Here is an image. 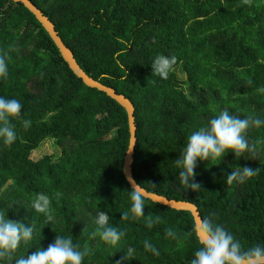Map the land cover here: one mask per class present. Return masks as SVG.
Returning a JSON list of instances; mask_svg holds the SVG:
<instances>
[{
  "label": "trees",
  "instance_id": "16d2710c",
  "mask_svg": "<svg viewBox=\"0 0 264 264\" xmlns=\"http://www.w3.org/2000/svg\"><path fill=\"white\" fill-rule=\"evenodd\" d=\"M30 1L52 21L87 75L134 104L135 181L149 192L195 204L201 218H213L243 248L264 246V125L247 133L250 142L262 141L254 158L229 152L214 166L198 161L196 192L179 184L174 164L188 134L220 110L264 118V92L257 91L264 87V0ZM5 53L8 76L0 79V96L17 99L20 120L30 121L28 128L10 121L16 134L11 145L0 139V213L34 227L13 260L46 248L55 235H71L75 245L89 249L82 264H189L200 246L190 212L142 197L144 216L120 219L131 203L123 174L130 137L125 109L73 73L22 3L0 0ZM157 54L175 57L166 79L151 73ZM47 139L60 148L58 159H32ZM236 165L261 171L243 184H225ZM37 193L48 196L52 222L32 208ZM97 210L124 230L116 245L95 234ZM166 228L174 229L175 239L165 236ZM145 239L158 255L145 250ZM129 247L133 253L126 258Z\"/></svg>",
  "mask_w": 264,
  "mask_h": 264
},
{
  "label": "clouds",
  "instance_id": "9594fccd",
  "mask_svg": "<svg viewBox=\"0 0 264 264\" xmlns=\"http://www.w3.org/2000/svg\"><path fill=\"white\" fill-rule=\"evenodd\" d=\"M6 53L0 54V79H7L8 67L5 62ZM175 64L174 56L157 54L151 64V73L161 79L168 77L169 71ZM264 92V87L257 89ZM21 103L15 98L0 96V139L6 145H11L16 139V134L11 120H20ZM24 128L30 126L28 119L20 120ZM264 125V118L249 114L240 118L230 114L228 110H220L217 114L190 132L186 142L174 161L179 169L177 179L185 190L196 192L201 189V184L195 180L197 173L194 169L197 162L207 161L215 164L222 161L229 152L234 158L256 156V145L261 140L250 142L248 130L259 128ZM261 169L248 166L231 168L224 176L225 184H243L256 176ZM130 206L127 211L120 213V219H127L129 213L134 217H143L145 208L144 200L133 185L128 192ZM36 212L45 214L46 224L53 221V216L48 213L49 198L46 194L37 193L31 202ZM151 221L146 220V225L151 227ZM95 234L109 245H116L124 236V230L109 224V215L105 211L97 210L95 219ZM34 233L31 223H23L7 218L6 214L0 213V264H82L83 259L89 255L87 247L80 248L72 242L71 235H55L53 241L46 248H37L26 255L14 258L13 255L21 244L29 242ZM192 233L200 245L193 253L189 264H264V246L256 244L243 248L241 243L234 238L233 234L221 224L216 223L210 216L200 218L193 224ZM165 236L175 239L176 232L173 228L165 229ZM143 247L158 255V250L147 239L143 241ZM133 253L132 248L125 251V257L129 258ZM119 264V262H118Z\"/></svg>",
  "mask_w": 264,
  "mask_h": 264
},
{
  "label": "water",
  "instance_id": "95a60500",
  "mask_svg": "<svg viewBox=\"0 0 264 264\" xmlns=\"http://www.w3.org/2000/svg\"><path fill=\"white\" fill-rule=\"evenodd\" d=\"M16 3H22L38 20V22L42 25V27L49 34L50 38L55 43L58 48L61 56L68 64L69 68L73 71V73L83 81V83L90 87L97 89L101 92H104L111 99L116 101L119 105H121L126 113L128 118V126H129V145L127 152L124 157L123 162V174L125 176L126 181L129 186L137 185V190L140 192L141 196L153 201L154 203H158L160 205L166 206L168 208L177 210V211H188L193 216L194 222L198 221L201 216L198 211V207L187 201H180L175 199H169L165 196L149 192L146 189L142 188L133 177L132 165L134 161V153L137 142V126L135 120V107L130 99H128L125 95L119 94L115 89L108 87L102 84L100 81L93 79L80 67L77 60L74 57L71 49L64 43L63 39L60 37L58 32L55 29L52 21L30 0H9Z\"/></svg>",
  "mask_w": 264,
  "mask_h": 264
},
{
  "label": "rangeland",
  "instance_id": "374dc122",
  "mask_svg": "<svg viewBox=\"0 0 264 264\" xmlns=\"http://www.w3.org/2000/svg\"><path fill=\"white\" fill-rule=\"evenodd\" d=\"M175 72L180 80L186 79V74L181 70L180 67L175 69ZM45 148L42 152H39L37 154L32 153L31 158L34 160H38L44 155H52L54 160H57L60 156V148L56 145V142L52 139L45 140L38 148ZM37 148V149H38Z\"/></svg>",
  "mask_w": 264,
  "mask_h": 264
}]
</instances>
